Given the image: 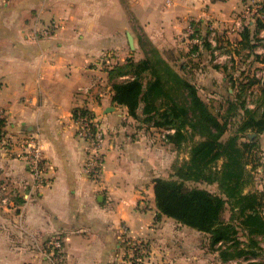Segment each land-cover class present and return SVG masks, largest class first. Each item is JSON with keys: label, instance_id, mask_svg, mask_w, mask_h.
I'll return each mask as SVG.
<instances>
[{"label": "crops", "instance_id": "1", "mask_svg": "<svg viewBox=\"0 0 264 264\" xmlns=\"http://www.w3.org/2000/svg\"><path fill=\"white\" fill-rule=\"evenodd\" d=\"M248 1L0 0V264H223L205 248L207 233L159 214L154 178L169 176L189 153L141 110L133 117L113 100L109 70L143 57L147 38L165 56L197 59L198 88L231 86L225 70L239 59L247 61L241 69L264 65V30L254 50L244 45L245 25L253 32L256 23ZM53 21L59 26L43 33ZM192 23L208 37L213 27L215 49H191ZM82 108L104 131L98 178L85 171L90 144L75 116ZM32 135L49 164L43 185L5 143ZM254 152L263 189L264 132Z\"/></svg>", "mask_w": 264, "mask_h": 264}, {"label": "trees", "instance_id": "2", "mask_svg": "<svg viewBox=\"0 0 264 264\" xmlns=\"http://www.w3.org/2000/svg\"><path fill=\"white\" fill-rule=\"evenodd\" d=\"M255 18V30L246 24L242 31L244 45L253 50L264 30V18ZM192 26L195 32L190 36L197 35L206 47L215 49L194 23ZM141 44L143 57H129L109 70L113 100L126 106L133 117L139 118L141 110L145 122L170 130L166 140L177 148L191 142L189 156L175 161L169 176L154 178L159 214L207 233L223 264L234 259H242L237 264H264V188H249L257 167L254 150L264 132V82L249 76L241 83L242 77L225 70L233 91L225 100V111H215L187 76L185 64L177 65L147 38ZM248 80L249 86L260 87L252 102L247 99ZM237 86L241 90L236 92ZM86 114H91L86 108L75 110L76 118ZM230 124L237 128L226 136ZM196 183L217 184L218 190ZM240 229L245 236L242 240Z\"/></svg>", "mask_w": 264, "mask_h": 264}, {"label": "built area", "instance_id": "3", "mask_svg": "<svg viewBox=\"0 0 264 264\" xmlns=\"http://www.w3.org/2000/svg\"><path fill=\"white\" fill-rule=\"evenodd\" d=\"M167 2L170 3L171 0H167ZM251 2L253 3L247 6L246 13H252L255 14V16H261V9L264 7V0H251ZM262 16L264 17V15ZM58 26L59 24L53 21L51 23V26L43 30V33L50 34ZM240 27L243 29L244 23L240 24ZM188 30L190 34L195 32L192 25ZM210 30L211 31L208 39L210 42L216 45V31L213 29V27H210ZM195 40H198V37ZM261 71L262 72H256L254 76L264 82V68ZM77 123L79 126V135L85 138L90 144V154L88 155L87 161L85 163V171L91 177L98 178L102 166L101 150L105 141L104 131L97 123L95 117L91 114L79 115L77 118ZM173 130L174 129H172L171 131ZM168 131L170 130L164 131V136L168 133ZM5 143L9 147H16L17 154L27 162L29 169L33 175L34 184H45L47 181L45 174L48 170L49 164L46 156L44 155L40 138L33 135L24 136L16 140L9 139ZM4 200L7 201L8 198L6 197ZM55 245L56 247H59L61 246V243L56 242ZM53 258L55 262H58L60 256L57 252H54ZM240 260L242 259L230 260L228 264H237Z\"/></svg>", "mask_w": 264, "mask_h": 264}, {"label": "rangeland", "instance_id": "4", "mask_svg": "<svg viewBox=\"0 0 264 264\" xmlns=\"http://www.w3.org/2000/svg\"><path fill=\"white\" fill-rule=\"evenodd\" d=\"M253 2L248 1L247 4L248 6L251 5ZM264 15V13H261V16ZM249 17H253V16H249ZM263 17V16H262ZM264 18V17H263ZM195 31V29H194ZM223 33H218V36H220L221 38H219L218 40H223L224 38L222 37ZM189 36H190V32H189ZM206 38L209 41V37H208V33L206 34ZM217 36V32L216 35ZM198 36L196 35L194 38L190 37V43L192 44L191 49H194L195 45H198L199 47L203 45V47L205 48L206 45H204L202 43V40H200V37H198V40H195ZM210 42V41H209ZM166 56H168L170 59H172L175 63H177V65H179V63H185L187 64L190 68H187L186 73L187 76L192 79H195V72L192 67L194 62H197V59H194L193 56H191L190 54H185V57L183 60H180L181 58H177V56L175 55V53H167ZM139 55H134L132 58L136 59L139 58ZM243 64V65H242ZM247 65V61L244 60L243 58L239 59L237 62H235L234 64H232L231 66V70L230 72L233 73L234 75L238 76L239 78L242 77L243 80L241 81V83L246 80L249 76H254L256 72H262L261 70L264 68V65H256V64H252L250 67H246V69H241L240 67ZM179 67V66H178ZM262 74V73H261ZM256 77V76H255ZM250 81L248 80L247 83L245 84V86H249ZM232 86V83L230 84ZM231 86H226L225 88H220V91L217 88H210L213 89L212 91L209 90V88H199V91L201 92V96L208 101L212 108L215 111H220V112H224L225 108L227 106V101L225 102L226 98L231 94V91L229 90V88ZM260 87L258 85H250L247 89L246 92H248L247 94V99L252 102V100L256 99L258 97V94L260 93ZM240 89V86H237L236 88V92ZM252 90V91H251ZM212 93H216L214 96L212 95ZM234 118H232V122H233ZM229 131L226 133V136H228L232 131L236 130L237 125L236 124H230L229 126ZM191 142H186L182 145V147L180 148V153H186L189 150V146H190ZM256 174H254L255 176ZM255 178H254V182L252 183V185L250 186L251 188H257V184L255 182ZM202 187H206L212 191H217L218 187L217 184H207V183H196ZM230 210L228 209L225 213L226 218L228 219L230 217ZM239 238H241L240 240L244 239L245 236L243 234V231L240 229L239 232ZM210 240H208L207 245H206V249L208 251H215L213 250V248L210 246ZM55 252V251H54ZM54 254V253H53ZM264 254V253H263ZM264 256V255H263ZM228 264V263H227Z\"/></svg>", "mask_w": 264, "mask_h": 264}, {"label": "water", "instance_id": "5", "mask_svg": "<svg viewBox=\"0 0 264 264\" xmlns=\"http://www.w3.org/2000/svg\"><path fill=\"white\" fill-rule=\"evenodd\" d=\"M131 42L133 43V39H131ZM253 135H255V133H253Z\"/></svg>", "mask_w": 264, "mask_h": 264}]
</instances>
